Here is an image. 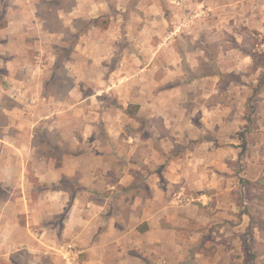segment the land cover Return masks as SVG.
I'll use <instances>...</instances> for the list:
<instances>
[{
  "label": "crops",
  "instance_id": "crops-1",
  "mask_svg": "<svg viewBox=\"0 0 264 264\" xmlns=\"http://www.w3.org/2000/svg\"><path fill=\"white\" fill-rule=\"evenodd\" d=\"M11 2L0 26V111L6 121L0 139L17 141L13 126L25 133V124L35 126L43 121L58 129L62 137L57 142L62 145L58 155L37 153L35 146L9 144L0 169L20 173L16 184L26 187L18 195L11 191L5 200L6 205L14 204L13 226H18L17 214L22 212L32 224L61 215L62 234L82 248L83 264H238L236 249L226 247L220 241L222 236H216L229 228L230 243L242 226L238 221V181L223 180L219 174L224 161L223 123L237 120L235 115H225L222 108H232V103L227 106L218 100L225 75L220 58L222 52L231 54L235 49L216 47L210 54L203 49L199 54L190 50L186 54L191 57L183 66L176 60L165 67L157 56L156 42L138 68H122L124 62L120 61L113 70L107 69L108 79L99 78L98 82L108 87L105 90L117 88L122 100L118 104L50 101L55 95L46 94V85L57 54L49 45L63 33L46 28L37 18L22 17L26 3ZM197 5L211 15L203 21H211L214 34L219 31L218 23L226 20L224 15L229 20L236 18L230 13L233 11L242 13L240 22L243 20L245 28L236 41L254 36L252 31L264 34V0H201ZM244 53L254 60L251 52ZM98 56L105 58V54ZM208 60L213 69L208 68ZM70 61L69 75L77 77L81 72L94 77L93 63L82 69L76 56ZM162 67L165 76H159ZM227 72L236 73L234 69ZM125 73L133 74L132 81ZM88 84L99 86L97 82ZM124 89L130 91L128 100ZM72 94L70 91L71 98ZM130 104L139 106L134 114L127 113ZM65 113L70 115L68 124H62L60 118ZM79 118L85 120L83 129L77 127ZM98 125L103 129L100 132ZM21 132L17 135L23 136ZM237 152L235 147V155L229 158L235 161ZM30 169L41 185L34 203L29 191L34 185ZM5 179L0 172V182ZM63 180L69 188L62 186Z\"/></svg>",
  "mask_w": 264,
  "mask_h": 264
},
{
  "label": "rangeland",
  "instance_id": "rangeland-1",
  "mask_svg": "<svg viewBox=\"0 0 264 264\" xmlns=\"http://www.w3.org/2000/svg\"><path fill=\"white\" fill-rule=\"evenodd\" d=\"M21 1L26 3L22 6V17L37 18L43 21L46 28L63 33L62 38L51 39L52 42L49 45L50 50L57 54L55 64L52 66L53 74L46 85V94L55 95L50 101H58V99L61 101H107L118 104L117 101L122 100L118 98L120 94L117 88L105 90L108 88L105 83L101 85L98 81L101 78L108 79L110 76L107 69L113 70L120 61L124 62L121 65L122 68H138L141 61H146L143 57L146 55L145 52L154 51L152 45L156 42L159 44L160 53L157 56L163 60L162 65L165 67L167 63L176 60L183 66L184 62L188 61V57H191L186 54L190 50L198 54L201 49L207 50L210 54L217 49L216 47L222 51L229 48L237 50L231 54L222 52L220 58L223 61L225 75H222L218 100H222V104L227 106L232 103V108H222L226 112L225 115H235L237 120L233 122L232 118L231 122L223 123L224 130H221L220 139L225 147L222 150L224 161L219 174L223 180L232 178L233 181H238L237 195L240 211L238 221L242 223V226L234 236L232 235L230 243L227 239L229 228L216 236H222L220 241L225 242L226 247L231 245L232 249H236L234 255L238 258V264H264V34L252 31L254 36L250 34L246 40L236 41L238 38L241 39L238 35L245 32L243 20L240 22V17H243L240 11L239 14L236 11L230 12L232 15H237L232 20H229L228 15H224L226 20L222 19L218 23L219 31L214 34L213 30L216 28H212L211 21L206 24L205 20L203 21V19H211V15L207 16V10H200L197 3L201 0ZM11 3V0H1L0 24L5 21L7 5ZM224 12L229 13V11ZM219 32H222L224 37L219 38ZM85 36L87 37L84 38ZM85 41L88 43L86 44ZM77 44L78 50H76ZM34 49L36 48H31L30 51H36ZM247 50L253 54L254 60L245 57L244 52ZM100 54H105V58L101 60L98 56ZM75 56L78 67L83 66L82 69L93 63L92 67L96 69L94 77L90 73L82 74L81 72L77 77L75 74L69 75L70 60ZM203 58L205 59V55ZM209 61L207 66L213 69L214 64ZM170 65L175 66L173 63ZM231 69H234L237 74L227 72ZM101 70L105 73L102 74ZM161 71L163 73L159 76H165L166 69L162 67L158 72ZM125 75L131 76L132 81L133 74L125 73ZM137 76L139 77L140 74L138 73ZM93 78L96 80H90ZM92 82H97L99 86H89L88 83ZM70 91H73L72 98L69 95ZM123 93L128 100L130 91L124 89ZM191 99L193 101L194 97ZM209 101H213V98ZM82 111L85 112L86 109L83 108ZM69 117L68 113L60 116L62 124H68ZM81 117L85 119L84 115ZM82 119L79 118L77 121V127L83 129L85 120ZM5 122L4 114L0 111V135L5 134L2 132ZM25 125L28 127L25 133L13 126L11 132L17 136V141L8 137L0 139V163L5 162L7 156L5 152L10 147L9 144H18L22 147L35 146L37 153L59 154L62 145L57 144L61 137L58 129L51 128L47 121L35 126L28 123ZM98 130L99 132L103 130L101 125H98ZM18 131L23 136L17 135ZM235 147L238 148V152L236 160L233 161L229 157L235 155ZM0 172L6 178L4 182H0V216L3 217L0 230V264H64L59 253L61 245L69 244L82 250L76 243L71 242L67 235L62 234L64 224L61 215L49 221L42 220L32 224L29 222L27 213L22 212L17 214L16 219L20 225L13 226L11 222L14 218V204L6 205L5 200L11 191L17 192L18 195L19 191L26 190V187L16 184L20 173L16 174L12 170L3 169H0ZM33 172L30 169L29 176L34 185L28 188L32 192L34 203L39 192L38 187L41 185L35 179ZM246 175L256 178L250 180L245 178ZM12 179L16 182H11ZM62 186L70 187L66 180H63ZM243 212H247L249 217L243 218L241 216ZM42 228H45V233L41 236L44 232ZM10 234L14 235V239L9 238ZM81 257L85 258L83 251Z\"/></svg>",
  "mask_w": 264,
  "mask_h": 264
},
{
  "label": "built area",
  "instance_id": "built-area-1",
  "mask_svg": "<svg viewBox=\"0 0 264 264\" xmlns=\"http://www.w3.org/2000/svg\"><path fill=\"white\" fill-rule=\"evenodd\" d=\"M59 253L64 264H83L81 251L72 245H61Z\"/></svg>",
  "mask_w": 264,
  "mask_h": 264
},
{
  "label": "trees",
  "instance_id": "trees-1",
  "mask_svg": "<svg viewBox=\"0 0 264 264\" xmlns=\"http://www.w3.org/2000/svg\"><path fill=\"white\" fill-rule=\"evenodd\" d=\"M4 23H5V21L2 24H0V26H3ZM138 108H139L138 105H132V104H130L128 106V108H127V113L134 114L138 110ZM244 180H246V179H244Z\"/></svg>",
  "mask_w": 264,
  "mask_h": 264
}]
</instances>
